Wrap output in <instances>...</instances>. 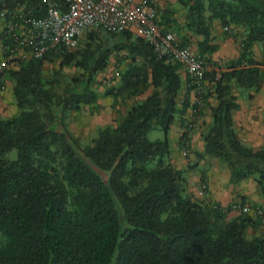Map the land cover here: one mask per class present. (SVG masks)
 Returning a JSON list of instances; mask_svg holds the SVG:
<instances>
[{"label":"trees","instance_id":"1","mask_svg":"<svg viewBox=\"0 0 264 264\" xmlns=\"http://www.w3.org/2000/svg\"><path fill=\"white\" fill-rule=\"evenodd\" d=\"M175 5L185 11L184 29L201 38L197 52L207 64L220 48L213 43L214 21L244 32L240 57L219 78L215 70L208 72L207 91L198 97L197 104L210 106L212 115L198 159L226 164L232 184L254 179L264 200V147L245 146L233 119L240 109L233 84L258 92L264 83L263 64L253 55L255 45L262 43L264 50V0ZM156 8L163 33H172L171 24H179L177 8L172 2ZM14 11L44 17L47 2L0 0V15ZM113 57L118 67L126 66L119 68L120 84L107 86L104 95L114 105L133 103L116 126H105L81 148L66 119L85 107L98 109L101 94L93 85ZM57 61L59 70L47 79L45 68ZM68 68L78 73L63 87ZM182 70L131 30L92 29L75 51L60 47L0 73V84L13 83L19 109L12 119L0 118V264H264V234L247 237L263 219L228 220L219 204L187 195L184 172L166 161L169 133L190 107L188 94L179 102ZM197 108L194 117L203 113ZM155 128L164 139L148 138ZM15 150L17 158L10 160Z\"/></svg>","mask_w":264,"mask_h":264},{"label":"built area","instance_id":"2","mask_svg":"<svg viewBox=\"0 0 264 264\" xmlns=\"http://www.w3.org/2000/svg\"><path fill=\"white\" fill-rule=\"evenodd\" d=\"M47 12L35 18L21 11L2 13L1 43L10 58H39L60 47L75 49L88 30L122 33L135 32L150 42L160 58L179 62L184 71L203 91L208 64L190 47H183L174 33L164 34L159 23L155 0H44ZM226 31L231 32L228 28ZM219 78V77H218ZM233 210L250 213V205L235 203ZM257 214L264 221L263 211Z\"/></svg>","mask_w":264,"mask_h":264},{"label":"crops","instance_id":"3","mask_svg":"<svg viewBox=\"0 0 264 264\" xmlns=\"http://www.w3.org/2000/svg\"><path fill=\"white\" fill-rule=\"evenodd\" d=\"M156 5L159 9H164L168 5V1L173 3V7L180 10V8L175 5L176 0H155ZM178 23L182 25V20L177 19ZM185 25V22H184ZM182 25V26H184ZM175 27L171 24L172 31H175ZM232 31V30H231ZM189 35L188 39L192 38V46L197 50V41L201 38H196L191 32L187 31ZM229 31H226L219 21H214L212 24V37L213 43L218 45L219 50L214 53L211 57L217 62L221 59L226 61L237 60L240 57V51L234 48L235 40L233 37L229 36ZM237 40V39H236ZM190 42V40H189ZM191 43V42H190ZM259 45L253 47L254 58L257 61L261 60L262 54L259 51ZM193 50V48H192ZM257 51V52H256ZM194 52V51H193ZM195 53V52H194ZM221 58V59H220ZM263 58V57H262ZM182 77L184 80V87L181 94V99H184L187 94L189 96L190 107L187 112L181 116L172 127L169 133V143H170V154L168 156L170 163L178 170L184 172L187 178V192L195 197L198 201L209 204H219L225 210L230 206L232 202H236L238 197H246L251 202L261 206L264 209V200L260 193H253L252 190L248 191L245 187V193H243L237 186L242 187L240 184H232L230 181V171L223 168L224 176L218 179L214 172H207L202 170L203 165H207L209 160H213L212 164H218L219 161L215 158L205 157L203 160L198 159V154L204 153V136L206 135L212 121V115L210 111V106L206 105L203 109L202 115L198 117H193L194 105L196 104L199 94L207 91L206 85L203 87V91H199L197 88L192 89L187 84V75L184 70H182ZM236 86L233 84V87ZM206 89V90H205ZM4 94V92H1ZM149 93L142 97L146 98ZM239 94L234 96L237 98ZM8 96V95H7ZM7 97L3 105L0 106V118H6L11 116L8 111L10 109V101L12 102V97ZM139 98L138 100H140ZM137 101V99H136ZM211 106H214L216 101L211 98ZM237 103L240 105V109L235 111L233 114L234 119V129L241 140V142L250 148L259 149L264 147V85L259 93H250L247 100L238 98ZM194 123V129L190 131L189 135H186L187 126H190L191 122ZM189 124V125H188ZM194 157H197L195 163L191 167L189 162ZM211 164V163H210ZM214 169V165L212 166ZM217 172V171H216ZM205 178V179H204ZM221 182V183H220ZM240 195V196H239ZM234 217V212L228 213V218ZM264 230V229H263ZM263 232V231H262Z\"/></svg>","mask_w":264,"mask_h":264},{"label":"rangeland","instance_id":"4","mask_svg":"<svg viewBox=\"0 0 264 264\" xmlns=\"http://www.w3.org/2000/svg\"><path fill=\"white\" fill-rule=\"evenodd\" d=\"M169 2V1H168ZM176 19L182 20V25H184L185 22V11L183 10H177V15H176ZM181 24H178L177 27H175V31H173L172 33H174L177 37V39L179 40V42L181 44H183L184 40H190V42L188 43V47H190L191 49L193 48V51L195 52V54L198 55L197 50L195 49V47L192 46V41L190 39H188V32L187 30L184 29V26H182ZM4 27V23H2L0 21V42H3L1 33ZM90 32L87 31L84 33V35L81 37L78 46L75 49H72L70 51H75L77 50L80 45L81 42L85 40L87 33ZM229 34V36L233 37L235 40L234 43V48L236 50L240 51V55L242 53V41H243V34L244 32L242 30H238V29H234L232 30ZM239 35V36H236ZM196 37V36H195ZM198 38V37H196ZM237 39V40H236ZM0 43V73L4 70V69H16L17 66L19 65V63L21 61H24L26 59L20 58V57H15V58H10V56L5 52L4 48L2 47ZM198 43V41H197ZM259 45V52H261L262 57L261 60L259 61L261 64H263V69H264V50H263V44L260 43ZM257 52V51H256ZM121 55H124V53H122ZM254 55V52H253ZM121 57V56H120ZM211 59V63H208V67H209V72L211 70H215L217 72V76L220 77L221 73H223L224 71L228 70L230 68V65L233 61H226V60H219L218 62L216 60L213 59V57L210 58ZM126 64V63H125ZM122 65L121 67H118V59L113 57L111 59L110 65L108 67V69L100 74L97 78L96 83L93 85L94 89L97 90L98 92H100L101 96H100V100L97 104L96 107H98V109H94L91 107H85L83 109L82 112L79 113H71L70 115H68L67 119H66V123L69 127L70 132L72 133L73 137L79 142V145L81 148L86 147L87 145H89L91 143V141L95 138H97L98 136V132L104 128L105 126H116L120 117H122L128 107L130 105H132L133 101H131L130 103L128 102L127 104H123L120 103L118 105H114V102L112 100L111 97H107L105 96V90L107 86H118L120 84V80H119V68L124 69L126 65ZM59 62L57 61L54 64L51 65H47V67L45 68V74H46V78L50 79L53 77L54 73L57 72L59 70ZM63 73H65L66 77L63 79V87H65V85L68 83V79L67 78H71L72 76L76 75L78 73V71L74 68H68V69H64ZM65 84V85H64ZM264 85V83H263ZM263 85L261 87V89L263 88ZM62 87V88H63ZM260 89V90H261ZM1 92H4V94H1ZM13 92V83L9 80V79H3L2 80V84H0V106L3 105L4 100L7 97H10L9 100L12 97V102L10 101V109H8V111L11 113V116L6 117L5 119H12L14 118L16 115L19 114V109L16 106V102L13 98L12 95ZM260 91H256V89H241L237 86L233 87V95L235 94H239L237 95V99L241 98L244 100L248 99V96L250 95V93H259ZM203 93V92H202ZM8 95V96H7ZM200 97V94H199ZM180 104L182 105L183 103V99H180ZM197 112H200L202 109H204V104H200L198 105L197 102ZM94 109V111H93ZM194 112H193V116L194 117ZM189 125V124H188ZM189 128L192 127V130L194 129V123L193 121L191 122L190 126H187ZM148 138L151 141H155L158 139H164V133L160 128H155L153 130H151L148 133ZM7 157L10 160H16L17 158V151H12L10 154L7 155ZM197 160V157H194L193 159H191V161L189 162V164H191V167H197V165L192 166L193 163H195V161ZM166 161L168 163H170L169 158L166 159ZM213 160H209V163L207 165H203L202 166V170H205L207 172H214L215 175H218V179L222 178L224 175L223 172V168L228 170V167L226 164H224L223 162L216 161L218 164H212L213 162H211ZM211 163V164H210ZM214 165V169L212 168V166ZM217 171V172H216ZM205 179V178H204ZM221 183V182H220ZM240 184V183H238ZM242 187H244L243 189L240 188V186H237L238 189H240L243 193H245V187L248 191H250V189L252 190L253 193H260L259 187L257 185V183L254 181V179H248V181L241 183ZM187 195H191L187 192ZM240 196V195H239ZM245 199V200H244ZM236 202H232L230 204L229 207H227V211L228 213L230 212H234V217L231 218V220H233L234 218L240 216V215H248L252 218H254L255 220L260 219L258 217L257 211H263L264 213V209L261 206H258L257 204L251 202L250 200H248L246 197H238V199H236ZM242 203V205H250L251 207V212L250 213H244L242 210H233V205L235 203ZM229 220V218H228ZM264 222L261 220V223L258 227L256 228H250L247 231V237L249 239L255 237V236H261L264 234ZM263 231V232H262Z\"/></svg>","mask_w":264,"mask_h":264}]
</instances>
